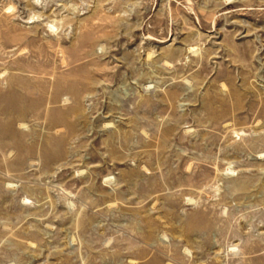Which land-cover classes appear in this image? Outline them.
I'll return each instance as SVG.
<instances>
[{
	"label": "rangeland",
	"instance_id": "rangeland-1",
	"mask_svg": "<svg viewBox=\"0 0 264 264\" xmlns=\"http://www.w3.org/2000/svg\"><path fill=\"white\" fill-rule=\"evenodd\" d=\"M0 264H264V0H0Z\"/></svg>",
	"mask_w": 264,
	"mask_h": 264
}]
</instances>
